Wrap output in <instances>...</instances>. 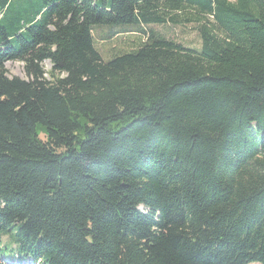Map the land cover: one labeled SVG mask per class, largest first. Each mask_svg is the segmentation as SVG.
I'll use <instances>...</instances> for the list:
<instances>
[{"label": "trees", "instance_id": "1", "mask_svg": "<svg viewBox=\"0 0 264 264\" xmlns=\"http://www.w3.org/2000/svg\"><path fill=\"white\" fill-rule=\"evenodd\" d=\"M167 22L197 23L200 49L95 48L93 27ZM252 262L264 0H0V264Z\"/></svg>", "mask_w": 264, "mask_h": 264}, {"label": "rangeland", "instance_id": "2", "mask_svg": "<svg viewBox=\"0 0 264 264\" xmlns=\"http://www.w3.org/2000/svg\"><path fill=\"white\" fill-rule=\"evenodd\" d=\"M151 32L158 33L166 39L180 43L184 47L199 50L201 39L198 32L197 23H164L150 24L147 26H123L106 27L97 26L92 29V36L95 48L100 53L103 60H107L114 54L128 52L138 48ZM4 66L9 76H17L28 79L24 72L23 63L20 61H6ZM43 69L47 72L50 69L49 61L43 62ZM47 77V76H46ZM48 78V77H47ZM44 140V136L40 135ZM143 209L142 207H139ZM3 242L7 241L6 236H2ZM249 264H258L255 262Z\"/></svg>", "mask_w": 264, "mask_h": 264}]
</instances>
